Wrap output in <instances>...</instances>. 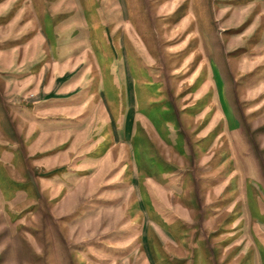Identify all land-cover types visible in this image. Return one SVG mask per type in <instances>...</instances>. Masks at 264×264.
Returning <instances> with one entry per match:
<instances>
[{
  "label": "rangeland",
  "instance_id": "rangeland-1",
  "mask_svg": "<svg viewBox=\"0 0 264 264\" xmlns=\"http://www.w3.org/2000/svg\"><path fill=\"white\" fill-rule=\"evenodd\" d=\"M0 264H264V0H0Z\"/></svg>",
  "mask_w": 264,
  "mask_h": 264
},
{
  "label": "crops",
  "instance_id": "crops-1",
  "mask_svg": "<svg viewBox=\"0 0 264 264\" xmlns=\"http://www.w3.org/2000/svg\"><path fill=\"white\" fill-rule=\"evenodd\" d=\"M222 66V65H221ZM223 66H222V70H223ZM221 70V71H222ZM221 71L220 70H218V69H216V68H214V76H213V74H212V82L215 80V79H217V77H218V80L221 78ZM196 75V74H195ZM195 77V76H194ZM194 77H191L190 79H192L193 80V78ZM222 80H224L225 81V85H226V89H227V91L230 93L231 92V82H229L228 81V79L227 78H225L224 77V79H223V77L221 78ZM226 79V80H225ZM195 82V81H194ZM230 98V97H229ZM230 100V105L231 106H233V107H235L234 108V110H236V113H235V115H236V120L237 121H241V118H240V116H239V113H238V111H237V109H236V106H237V103H236V101L234 100V98L232 97V95H231V98L229 99ZM232 112H233V110H232Z\"/></svg>",
  "mask_w": 264,
  "mask_h": 264
}]
</instances>
